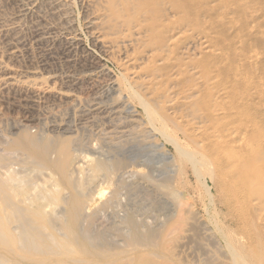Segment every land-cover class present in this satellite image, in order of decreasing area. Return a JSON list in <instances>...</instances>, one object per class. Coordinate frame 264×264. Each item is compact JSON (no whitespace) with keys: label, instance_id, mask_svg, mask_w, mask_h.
<instances>
[{"label":"bare ground","instance_id":"obj_1","mask_svg":"<svg viewBox=\"0 0 264 264\" xmlns=\"http://www.w3.org/2000/svg\"><path fill=\"white\" fill-rule=\"evenodd\" d=\"M12 1L22 5L21 17L41 11V0ZM222 1L43 0L59 25H38L34 35L42 42L51 38L45 29L72 34L75 24L71 10L81 5L91 30L87 48L111 50L114 40L122 39L126 64H121L124 70L118 76L119 84L106 91L107 95L118 93L123 111L132 118L129 101H136L145 118H136L133 123L141 126L143 120L147 131L142 132L151 139H164L174 147L175 155L161 153L159 146H155L159 153L146 157L135 149L134 155L127 157L133 164L121 179L126 175L133 179L147 176L149 172L140 169L148 162H164L167 182H157V186L166 189L180 209L185 194L174 188V182L191 169L205 193L202 203L211 224L207 232L223 247L229 263L264 264V48L259 46L264 43V10L253 9L249 20H243L239 7L229 12L228 5L227 12H219ZM204 14L209 21L202 19ZM223 27L232 34L229 38L222 36ZM2 29L9 37L11 30ZM78 30L83 32L82 27ZM178 34L185 39L197 34V57L186 62L176 59ZM78 48L72 43L68 50ZM94 53L89 49L82 60L68 61L85 68L86 75H93L98 64ZM142 56L147 62L136 68ZM129 67L145 76L138 80L135 74L130 77L126 74ZM14 81L8 76L3 86ZM2 138L0 264L124 263L130 253L127 247L122 249L101 235L79 232L104 207L113 205L118 193L98 190L95 182L100 173L114 174L98 153L81 156L66 149L62 161L52 160V154L62 151L58 145L45 148L28 137ZM75 175L79 176L77 182L73 181ZM35 177L45 179V183L35 181ZM108 183L118 189L119 184ZM220 206L226 216L221 215ZM132 219L124 221L133 223ZM143 225L147 228V223ZM154 236L149 230L136 231L131 239L137 246L143 241L140 238L150 242ZM147 246L153 248L149 243Z\"/></svg>","mask_w":264,"mask_h":264},{"label":"rangeland","instance_id":"obj_2","mask_svg":"<svg viewBox=\"0 0 264 264\" xmlns=\"http://www.w3.org/2000/svg\"><path fill=\"white\" fill-rule=\"evenodd\" d=\"M42 1L40 2L43 4ZM222 3L223 7L219 12H227L228 5L229 12H234L239 7L238 13L243 20H249L253 9L264 10V0H233L231 3ZM42 4L41 11L37 14L21 17L20 3L0 0V146H4L2 136L8 135L15 139L32 138L45 148L58 145L62 151L60 154H52V160L62 161L66 149L81 156L98 153L97 156L107 164L109 171L114 172L113 176L108 171L100 173L96 180L98 183L95 182L98 190L106 189L109 194L116 193L117 190L118 193L114 198L115 203L104 207L103 212L99 211L91 223L88 221L85 225L84 222V230L80 229L79 232L101 235L109 243L115 241L122 249L127 247L126 250L130 253L122 264H230L223 247L207 232L211 224L209 225L210 220L202 203L205 193L191 169L187 170L186 176L178 177L174 182L175 186L173 185L177 191L186 195L181 201L183 206L180 209L179 203L169 192L157 186V182H167L168 169L164 162H148L146 168L140 169H143L142 172L148 171L147 176L133 179L126 175L125 180L121 179L133 164V160H128L127 157L133 156L135 149H140L141 156L146 157L159 153L155 148L159 146L161 153L175 155L174 147L161 137L148 138L144 133L147 131V124L143 120L141 126L133 123L136 118H145L136 101H129L134 111L132 118L123 111V99L118 93L107 95L115 83L119 84L118 76L124 70L121 64L126 61V50L120 44L122 39L114 40L111 50L87 48V45L90 47L91 30L88 28V15L79 5L71 10L75 24L73 35L64 33L62 29L53 32L45 29L51 38L38 42L34 35L36 26L57 25L59 22L50 15V5ZM41 16L46 20L43 21ZM231 17L232 15L229 16ZM202 19L210 20L206 14ZM2 27L11 30L9 37L4 36ZM80 27L83 29L82 33L78 30ZM181 27L184 26H177V29ZM221 34L226 38L232 35L224 27ZM179 36L180 34L177 35ZM196 37L197 34H193L190 39L179 37L180 44L176 49L178 61L186 62L187 59L198 56V52L194 50L199 45L195 43ZM72 43H77L79 48L68 50ZM259 46L264 48V43ZM89 49L95 50L94 58L98 63L93 75H86L83 72L85 68L68 61L70 58L82 60ZM141 59L136 68L147 62L145 56ZM130 69L126 74L134 77L135 70ZM135 75L137 80L145 76L143 72ZM8 76H13L16 81L11 86H3V81ZM13 161L21 162L20 159ZM33 179L45 183V179ZM78 180L79 176L75 175L73 181ZM111 181L119 184L118 189L108 183ZM131 182L135 184L129 186L132 185ZM208 184L211 185L210 182ZM220 210L221 215L226 214L222 206ZM131 217L133 223L124 221ZM145 223L147 228L143 225ZM225 223L229 225L227 217ZM147 230L155 234L154 238L150 242L146 241L147 238H140L143 241L134 246L136 241L131 239L132 235L136 231L144 233ZM147 243L153 245V248L148 247ZM215 255L218 256L217 259ZM111 264H118V261Z\"/></svg>","mask_w":264,"mask_h":264}]
</instances>
